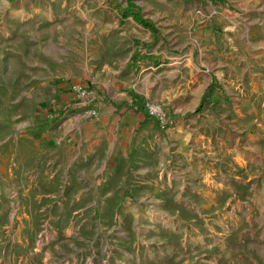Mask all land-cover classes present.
Wrapping results in <instances>:
<instances>
[{
  "label": "rangeland",
  "instance_id": "obj_1",
  "mask_svg": "<svg viewBox=\"0 0 264 264\" xmlns=\"http://www.w3.org/2000/svg\"><path fill=\"white\" fill-rule=\"evenodd\" d=\"M85 7L79 21L73 11ZM37 8L47 19L28 24L31 46L21 39L0 44V264H264V0H0V25L12 9ZM129 9L168 45V100L159 105L168 144L157 143L153 158L131 159L140 188L126 192L119 208L84 207L85 192H59L57 182L41 177L31 186L51 199L25 201L32 175L22 168L31 160L21 138L35 134L37 108L44 106L46 120H92L68 110L71 95L61 107L68 84L84 83L58 76L86 74L102 95L101 81L114 93L129 82L127 62L149 34L133 16L123 18ZM208 90L213 97L195 115ZM23 206L31 218L66 228L72 221L81 233L27 238L30 225L18 220Z\"/></svg>",
  "mask_w": 264,
  "mask_h": 264
},
{
  "label": "crops",
  "instance_id": "obj_2",
  "mask_svg": "<svg viewBox=\"0 0 264 264\" xmlns=\"http://www.w3.org/2000/svg\"><path fill=\"white\" fill-rule=\"evenodd\" d=\"M206 1L210 2L211 5L216 2V0ZM86 10V7L84 10L77 8L73 14L82 17L79 21H85L84 15L87 14L84 11ZM29 12L31 14L27 13L26 9L20 11L12 9L9 15L1 17L4 25H0V32L3 31L2 36H0V44L2 40L9 42L13 39H21L19 41L20 46H31V42L24 40L25 31L29 30L27 26L29 23L44 25L43 21L47 19L45 18L47 14L44 8L30 9ZM137 14L140 15L134 13L135 16ZM72 21L78 22L74 19ZM134 23L136 26L142 27L143 31H148L149 34L144 40L146 44H140L127 62V66L131 67L129 75L131 84L129 85V82L126 83L125 81L121 82L118 85V92L114 93L113 90H108V85L101 81L100 86L104 90L103 95L98 93L101 100L97 104L98 118L85 121L79 118L77 114H72L51 121L45 119L44 106L41 105L37 108L35 117H33L34 124H32L35 128V134L25 135L21 138L23 139L22 143L24 141L29 142L26 146V155L27 159L31 160L29 165L23 164L22 168L24 173L27 172V174L32 175L31 183L29 182V185L24 188L26 191L24 194L25 201L31 200L33 197L34 201L51 199L49 194L46 197L45 192L38 191L39 186H31L41 177L44 179V183L57 182L59 192H85L83 193L85 201L81 203L84 207H104L111 202L110 205L115 204L119 208L124 205L123 199L126 192L140 188V186H136L138 185L136 182L131 180V173L136 169V167L130 168L131 159L153 158L157 154L154 150L157 143L168 144V137L165 136L167 132L163 131L154 119H150L146 114L140 112V108H145L146 103L164 105L165 101L168 100V91L165 87H168V67L171 66L172 59L166 54L168 53V45L161 41L159 33L150 32L136 22ZM101 24H103L102 21ZM17 26L19 29L16 28ZM200 36L203 39L204 33H201ZM189 57L190 55L185 57L188 60L184 64L190 61ZM83 71L86 70L83 69ZM87 74L89 75V72ZM71 75L73 77L60 74L58 79L73 78L88 85L91 84L88 81L97 83L92 78L87 77L86 74L78 79L74 77L72 72ZM164 75L166 82L162 80ZM213 79L216 80L215 77ZM59 95H61V105L67 106L71 102L63 100L68 94L61 93ZM69 99L73 100L72 98ZM119 136L122 138L118 143ZM126 137L129 138L128 143L124 142ZM17 142L21 141L17 140ZM93 191L100 192L96 199L91 194ZM119 191L123 192L120 198L116 193ZM110 192H114V194ZM75 195L77 197V193ZM87 199L88 201H86ZM25 210L26 206H23L22 211L24 213L18 220L30 225L26 228L27 234L24 235L27 238L36 237V233L39 232L42 235L49 234L56 237L60 235L59 232H68V234L63 235L67 238L78 237L81 233L79 229L74 227L75 223L72 221H69L66 228V224L61 226L53 218H47V220L31 218L28 209ZM45 211L43 209L44 213ZM81 212L84 213V211ZM14 218L15 215L12 216L11 223H13ZM89 219H92V216ZM115 220L117 217H114ZM87 221L84 219L80 223L87 225ZM86 231L91 232L92 225Z\"/></svg>",
  "mask_w": 264,
  "mask_h": 264
},
{
  "label": "built area",
  "instance_id": "obj_3",
  "mask_svg": "<svg viewBox=\"0 0 264 264\" xmlns=\"http://www.w3.org/2000/svg\"><path fill=\"white\" fill-rule=\"evenodd\" d=\"M68 95L73 96L75 103L72 106H67L68 110L71 109L74 112H79L83 119H96L98 117L97 104L101 101L98 92L90 84L82 83H69ZM72 98V99H73ZM63 109H66V105H61ZM62 109V108H61ZM145 111L147 115L158 122L162 130L168 127V120L165 113L159 105L146 103ZM60 116V114H59ZM56 117V116H55ZM49 120L54 119L53 115L48 114Z\"/></svg>",
  "mask_w": 264,
  "mask_h": 264
},
{
  "label": "trees",
  "instance_id": "obj_4",
  "mask_svg": "<svg viewBox=\"0 0 264 264\" xmlns=\"http://www.w3.org/2000/svg\"><path fill=\"white\" fill-rule=\"evenodd\" d=\"M134 1H135V0H129L130 5H133V2H134ZM131 7H133V6H131ZM122 15H123V18H124V19H127V18L133 16L134 21H135L137 24L143 26L145 29H148L150 32L158 33L157 30L155 29V27L153 26V24H152L151 22L142 19L141 16L138 15V14L135 16V15H134V12H133L132 9H129V10L123 12ZM210 87H212V88H216V87H217V82H216L215 79H213L212 84H211ZM210 89H211V88H210ZM208 97H213V93H212L210 90H208V91L204 94V96H203V98H202V100H201L200 105L198 106V108H197L196 111H195V115H200V114L202 113V111H203V109H204V104H205V102H206V100H207ZM222 97H223V96H222ZM213 103H215V101H213ZM140 112H142V113L145 114V110H144V108L141 107V108H140ZM190 115H191V114H188V116H190ZM176 118H177V117L174 116L173 119H176Z\"/></svg>",
  "mask_w": 264,
  "mask_h": 264
}]
</instances>
